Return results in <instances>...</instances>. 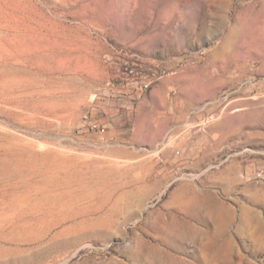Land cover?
Segmentation results:
<instances>
[{"label":"rangeland","instance_id":"obj_1","mask_svg":"<svg viewBox=\"0 0 264 264\" xmlns=\"http://www.w3.org/2000/svg\"><path fill=\"white\" fill-rule=\"evenodd\" d=\"M0 264H264V0H0Z\"/></svg>","mask_w":264,"mask_h":264},{"label":"built area","instance_id":"obj_2","mask_svg":"<svg viewBox=\"0 0 264 264\" xmlns=\"http://www.w3.org/2000/svg\"><path fill=\"white\" fill-rule=\"evenodd\" d=\"M91 127L100 134H105L107 132L106 126L99 122H92Z\"/></svg>","mask_w":264,"mask_h":264}]
</instances>
